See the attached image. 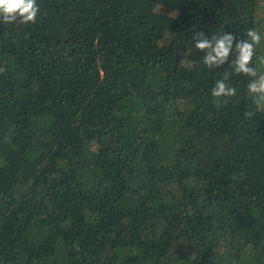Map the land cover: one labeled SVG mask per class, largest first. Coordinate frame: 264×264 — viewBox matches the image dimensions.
I'll return each instance as SVG.
<instances>
[{
    "label": "trees",
    "instance_id": "16d2710c",
    "mask_svg": "<svg viewBox=\"0 0 264 264\" xmlns=\"http://www.w3.org/2000/svg\"><path fill=\"white\" fill-rule=\"evenodd\" d=\"M37 3L0 22V264H264V109L193 40L255 29L264 73V0Z\"/></svg>",
    "mask_w": 264,
    "mask_h": 264
},
{
    "label": "clouds",
    "instance_id": "9594fccd",
    "mask_svg": "<svg viewBox=\"0 0 264 264\" xmlns=\"http://www.w3.org/2000/svg\"><path fill=\"white\" fill-rule=\"evenodd\" d=\"M39 13L37 0H0V22L5 24L13 22L34 24ZM246 37L238 39L233 33L224 32L208 38L203 31H197L193 40L194 47L205 53L202 60L208 68H219L230 61V67L235 74L251 78L247 83V94L252 98L255 110L245 112V116L250 118L256 111L264 109V73H258L257 68L252 66L256 47L260 44L262 36L255 29H248ZM230 56L233 57L231 60ZM259 62L264 64V57H260ZM4 71V68H0V73ZM231 75L232 73L225 71L222 78L215 82L211 93L213 97L219 99L236 95L237 89L227 83ZM222 103L227 104L228 100L224 99Z\"/></svg>",
    "mask_w": 264,
    "mask_h": 264
}]
</instances>
